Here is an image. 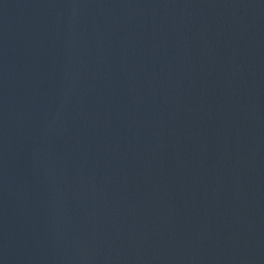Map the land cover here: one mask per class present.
Here are the masks:
<instances>
[{
	"label": "water",
	"instance_id": "obj_1",
	"mask_svg": "<svg viewBox=\"0 0 264 264\" xmlns=\"http://www.w3.org/2000/svg\"><path fill=\"white\" fill-rule=\"evenodd\" d=\"M0 264H264V0H0Z\"/></svg>",
	"mask_w": 264,
	"mask_h": 264
}]
</instances>
